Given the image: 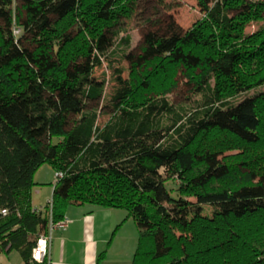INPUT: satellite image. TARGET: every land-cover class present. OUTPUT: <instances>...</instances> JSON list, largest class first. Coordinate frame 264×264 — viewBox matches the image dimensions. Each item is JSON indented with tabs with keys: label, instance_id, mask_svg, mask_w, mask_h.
<instances>
[{
	"label": "trees",
	"instance_id": "obj_1",
	"mask_svg": "<svg viewBox=\"0 0 264 264\" xmlns=\"http://www.w3.org/2000/svg\"><path fill=\"white\" fill-rule=\"evenodd\" d=\"M139 1L0 0V253L49 264L32 260L39 237L70 207L92 205L133 218L132 264H264V176L212 189L230 177L219 157L231 140L263 139L264 92L237 99L264 87V27L246 33L264 2L198 0L203 18L151 36L124 78L114 65L131 48L125 22ZM104 64L115 75L109 96L95 76ZM180 74L194 108L168 97ZM44 165L56 173L51 216L32 204ZM246 221L252 231L234 228Z\"/></svg>",
	"mask_w": 264,
	"mask_h": 264
},
{
	"label": "rangeland",
	"instance_id": "obj_2",
	"mask_svg": "<svg viewBox=\"0 0 264 264\" xmlns=\"http://www.w3.org/2000/svg\"><path fill=\"white\" fill-rule=\"evenodd\" d=\"M251 1L264 2V0ZM203 16L204 14L198 0H140L135 16L130 21L125 22L128 34L132 38L131 48L127 58L120 65L116 63L114 68H124L126 71L123 77L127 78L132 64L142 61L147 56V50H149L150 53L151 48L149 43L151 41V36H171L173 34L183 33L189 30L196 22L203 18ZM263 27L264 19L261 22H252L247 27L246 33H259ZM15 28L17 30V26H15ZM15 33H13L14 36H20L22 34L21 32L18 34V30L15 31ZM95 76L96 78L106 79L109 82L106 91V94L109 96L116 87L114 69H110L107 64H104L102 68L96 70ZM176 80H178L177 87L168 95L170 101L177 106H185L188 109L194 108L196 105L195 102L199 100V97L193 94V87L182 74H180ZM262 92H264V87L244 94L238 98L237 101L241 102L246 98ZM219 159L221 163L228 164L231 174L229 178L215 182L212 189L221 190L225 187L231 189L232 187H238L244 183H258L261 181V177L264 176V134L260 144L253 147L231 140L227 147L223 148ZM37 178L51 183L56 181V173L50 165H44L38 170L36 179ZM179 185L180 182L178 180H173V182L168 183L167 189L169 191L170 189L177 191ZM46 193L47 191L44 190L41 195L37 196V203H41L40 206H42L43 209L47 207V201L51 199L45 200ZM178 195V192L175 194L173 193V197ZM185 197H187L193 206H197L196 198L190 194V192L186 193ZM211 214L212 209L205 207V215ZM249 222L250 221L242 222V224L238 226L236 224L234 228L236 230L245 228V230L249 229V231H252V228L250 229L252 224ZM0 264L25 263L17 251H12L8 255L0 253Z\"/></svg>",
	"mask_w": 264,
	"mask_h": 264
},
{
	"label": "crops",
	"instance_id": "obj_3",
	"mask_svg": "<svg viewBox=\"0 0 264 264\" xmlns=\"http://www.w3.org/2000/svg\"><path fill=\"white\" fill-rule=\"evenodd\" d=\"M36 175L32 204L42 210L37 196L46 190L45 200L51 201L55 181L36 179ZM65 218L69 220L66 227L51 234L49 264H132L139 234L135 221L125 210L73 206Z\"/></svg>",
	"mask_w": 264,
	"mask_h": 264
},
{
	"label": "built area",
	"instance_id": "obj_4",
	"mask_svg": "<svg viewBox=\"0 0 264 264\" xmlns=\"http://www.w3.org/2000/svg\"><path fill=\"white\" fill-rule=\"evenodd\" d=\"M17 30H18V34H19L21 31L19 29H17ZM17 30L15 29V31H17ZM15 31H14V33H15ZM51 201L47 205V206H49V215L50 216H51V209H52V202ZM2 213L6 215V211H2ZM68 223H69V220H67L66 218L57 224L50 223L48 234L41 235L37 241L35 248L33 249L32 260L34 262H36V263H43L44 261L49 262L51 234L55 229L66 227V225Z\"/></svg>",
	"mask_w": 264,
	"mask_h": 264
}]
</instances>
